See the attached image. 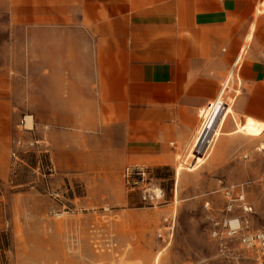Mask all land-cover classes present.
I'll list each match as a JSON object with an SVG mask.
<instances>
[{"label":"crops","instance_id":"crops-1","mask_svg":"<svg viewBox=\"0 0 264 264\" xmlns=\"http://www.w3.org/2000/svg\"><path fill=\"white\" fill-rule=\"evenodd\" d=\"M22 114L83 167L259 145L233 133L264 127V0H0V166Z\"/></svg>","mask_w":264,"mask_h":264},{"label":"rangeland","instance_id":"rangeland-1","mask_svg":"<svg viewBox=\"0 0 264 264\" xmlns=\"http://www.w3.org/2000/svg\"><path fill=\"white\" fill-rule=\"evenodd\" d=\"M25 117L0 166V264H264L239 235L264 231V142L224 134L204 157L206 144L191 140L172 165L128 176L112 158L83 167L73 151L60 155L47 128ZM235 133L255 140L264 127ZM229 185L243 203L226 198ZM237 218L249 228L228 234L223 223Z\"/></svg>","mask_w":264,"mask_h":264},{"label":"built area","instance_id":"built-area-1","mask_svg":"<svg viewBox=\"0 0 264 264\" xmlns=\"http://www.w3.org/2000/svg\"><path fill=\"white\" fill-rule=\"evenodd\" d=\"M127 174L128 176L131 175H139V176H145L147 174V170L143 167H129L127 168ZM236 189L235 186H226L224 187L225 190V196L228 200L231 202L239 201L243 203L244 201V194L238 193L237 197H234V190ZM163 191L161 189H155L153 192V198L159 199L162 197ZM146 199V195L144 196ZM209 205V203H207ZM232 207L230 204L229 208ZM245 210H248V208H244ZM250 210V208H249ZM243 223V226H242ZM221 225L220 222H215V226ZM224 227L229 228L228 234L236 235L239 231L243 230L244 228H249V222L248 220L241 221L239 218L233 219V220H225L223 223ZM215 235L218 234L217 231L214 232ZM241 237L242 243L246 247L255 248L260 256H264V231L257 230V231H246L242 234H239Z\"/></svg>","mask_w":264,"mask_h":264},{"label":"bare ground","instance_id":"bare-ground-1","mask_svg":"<svg viewBox=\"0 0 264 264\" xmlns=\"http://www.w3.org/2000/svg\"><path fill=\"white\" fill-rule=\"evenodd\" d=\"M259 150H264V145H260Z\"/></svg>","mask_w":264,"mask_h":264}]
</instances>
